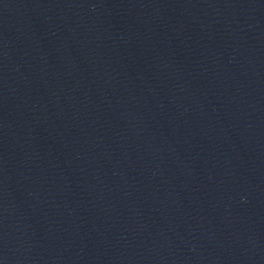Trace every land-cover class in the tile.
Here are the masks:
<instances>
[{"label": "water", "instance_id": "95a60500", "mask_svg": "<svg viewBox=\"0 0 264 264\" xmlns=\"http://www.w3.org/2000/svg\"><path fill=\"white\" fill-rule=\"evenodd\" d=\"M0 264H264V0H0Z\"/></svg>", "mask_w": 264, "mask_h": 264}]
</instances>
